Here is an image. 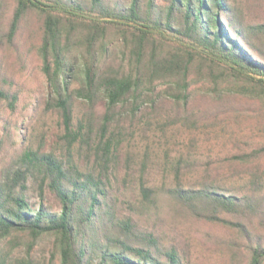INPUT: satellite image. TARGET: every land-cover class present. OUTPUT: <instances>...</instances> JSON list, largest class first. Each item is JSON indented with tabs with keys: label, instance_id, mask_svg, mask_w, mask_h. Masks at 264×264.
Instances as JSON below:
<instances>
[{
	"label": "trees",
	"instance_id": "trees-1",
	"mask_svg": "<svg viewBox=\"0 0 264 264\" xmlns=\"http://www.w3.org/2000/svg\"><path fill=\"white\" fill-rule=\"evenodd\" d=\"M6 9L0 0V154L4 109L19 98L4 49L20 70L40 56L47 105L65 131L61 150L28 146L0 165V264H43L33 251L45 237L60 264H199L196 250L212 264H264V141L251 142L264 138V19L238 0H14ZM202 79L216 94L196 108ZM77 100L89 103L79 116ZM154 113L164 132L180 125L236 150L182 154L174 182L152 185L147 162L120 164L119 149L129 125L146 133ZM245 121L250 134L238 136ZM120 167L126 178L139 171L137 196L117 187ZM166 225L172 238L156 231Z\"/></svg>",
	"mask_w": 264,
	"mask_h": 264
},
{
	"label": "rangeland",
	"instance_id": "rangeland-1",
	"mask_svg": "<svg viewBox=\"0 0 264 264\" xmlns=\"http://www.w3.org/2000/svg\"><path fill=\"white\" fill-rule=\"evenodd\" d=\"M245 9L250 13V18L256 21L264 19V0H238ZM14 0H7V12L13 8ZM8 12V13H9ZM9 14L6 15L8 17ZM1 53L6 54L8 68L14 72L15 90L19 94L18 101L14 110L5 107L3 112L4 122L2 128V152L0 154V165L10 162L12 155L17 151L23 150L25 147L31 146L34 148L43 147L45 150H50L56 147L61 150L64 141L61 136L65 131V125L60 111L57 108L48 107L47 101L51 98L49 84L42 70V60L37 53H34L29 61L28 67L25 70H20L16 65V54L12 50L4 49ZM232 79V78H230ZM170 85V81L164 80L159 83V88H165ZM195 90V107L200 108L213 102L215 98V90L212 83H208L202 79L197 83ZM235 93V92H234ZM224 94H232L231 92H224ZM168 105H174L172 98H166ZM169 105V106H170ZM89 103L83 100L76 101L75 114L81 115L82 112L87 111ZM254 107V106H253ZM105 108V101L99 100L95 105V111L100 113ZM223 117L232 114L230 107H221ZM254 109V108H253ZM253 109L251 111H253ZM150 110V109H149ZM164 112V111H163ZM214 117L210 115V119ZM162 117L160 114L154 113L151 121L150 129L143 132L141 126H130L132 134H128L119 149L121 159L120 164H125L129 157L134 158L132 164L135 169H139L144 161L147 162L148 168L146 177L152 185H171L174 182V173L171 169V162L175 161L180 155H187L191 152V157L200 160H207L223 158L229 155L230 152L236 149L231 145L225 143V138L216 136H206L198 132L196 135L192 134V130L187 127L173 125L169 127L166 132L160 127ZM74 121H76L74 119ZM128 123V122H127ZM248 122L243 123V130L238 132L241 136L245 132L249 133L247 128ZM195 141L192 143L191 138ZM264 138L259 136H252L251 142L260 143ZM119 159V160H120ZM130 160V159H129ZM117 187L122 191L124 196H137L139 184V171L135 172L131 177L126 178L125 170L120 167L116 170ZM192 178L189 176L184 177ZM126 179V180H125ZM32 199H38L33 190L30 192ZM49 200L56 210L59 209L58 202L52 195H49ZM180 228V227H179ZM182 229V227H181ZM157 233L167 234L172 238L176 233L174 228L169 225L166 227H156ZM180 233V229L178 231ZM181 234V233H180ZM182 244L183 239H181ZM50 239L45 237L40 239L33 251L34 256L41 260L43 264H60V257L57 255L54 260H51L52 246ZM15 253H24V246L19 247ZM199 256V258H198ZM214 257L203 258L201 252L195 251L192 259L197 263L201 260L205 263L212 264ZM207 261V262H206ZM201 263V264H205Z\"/></svg>",
	"mask_w": 264,
	"mask_h": 264
}]
</instances>
